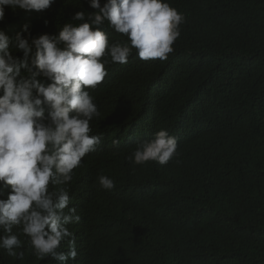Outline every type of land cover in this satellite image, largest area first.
Here are the masks:
<instances>
[{"label": "trees", "instance_id": "1", "mask_svg": "<svg viewBox=\"0 0 264 264\" xmlns=\"http://www.w3.org/2000/svg\"><path fill=\"white\" fill-rule=\"evenodd\" d=\"M169 2L185 21L168 59L144 61L133 49L89 89L100 111L91 134L102 140L68 185L81 217L68 225L78 253L68 264H264V0ZM80 10L96 11L88 0L6 8L0 30L14 36L27 23L33 37L58 34L80 23L71 20ZM160 128L177 137L178 156L129 162ZM100 174L115 188H100ZM13 232L24 256L0 249V264H61L37 257L20 226Z\"/></svg>", "mask_w": 264, "mask_h": 264}, {"label": "clouds", "instance_id": "2", "mask_svg": "<svg viewBox=\"0 0 264 264\" xmlns=\"http://www.w3.org/2000/svg\"><path fill=\"white\" fill-rule=\"evenodd\" d=\"M96 11L80 10L58 34L33 37L29 24L9 36L0 30V249L22 259L20 226L34 254L68 264L77 257L79 222L69 207L68 185L82 158L100 145L91 134L100 111L90 95L107 75L106 65L126 64L133 49L144 61H166L181 36L184 14L169 0H88ZM55 0H0V22L6 8L43 11ZM107 27L127 37L113 42ZM47 24V21H45ZM28 33V35H24ZM11 46V47H10ZM118 141L113 140V144ZM178 139L160 128L151 139L138 141L127 157L135 165L167 164L178 156ZM100 188H115L113 179L97 176ZM4 188H10L4 195ZM67 240V251H59Z\"/></svg>", "mask_w": 264, "mask_h": 264}]
</instances>
